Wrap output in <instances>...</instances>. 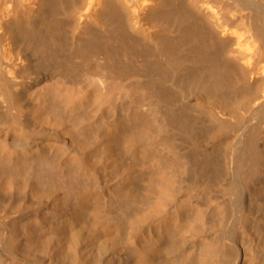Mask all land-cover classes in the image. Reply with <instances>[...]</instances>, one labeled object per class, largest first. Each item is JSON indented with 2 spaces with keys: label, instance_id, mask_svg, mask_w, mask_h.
Instances as JSON below:
<instances>
[{
  "label": "bare ground",
  "instance_id": "6f19581e",
  "mask_svg": "<svg viewBox=\"0 0 264 264\" xmlns=\"http://www.w3.org/2000/svg\"><path fill=\"white\" fill-rule=\"evenodd\" d=\"M0 264H264V0H0Z\"/></svg>",
  "mask_w": 264,
  "mask_h": 264
}]
</instances>
